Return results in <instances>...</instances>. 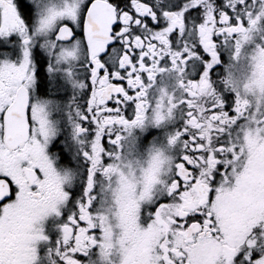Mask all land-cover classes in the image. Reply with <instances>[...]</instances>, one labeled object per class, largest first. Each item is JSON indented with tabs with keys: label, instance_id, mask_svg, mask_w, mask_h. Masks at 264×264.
<instances>
[{
	"label": "snow or ice",
	"instance_id": "obj_1",
	"mask_svg": "<svg viewBox=\"0 0 264 264\" xmlns=\"http://www.w3.org/2000/svg\"><path fill=\"white\" fill-rule=\"evenodd\" d=\"M0 264H264V0H0Z\"/></svg>",
	"mask_w": 264,
	"mask_h": 264
}]
</instances>
